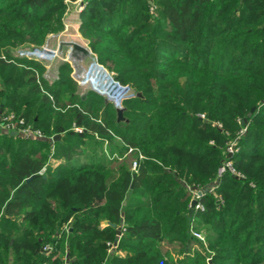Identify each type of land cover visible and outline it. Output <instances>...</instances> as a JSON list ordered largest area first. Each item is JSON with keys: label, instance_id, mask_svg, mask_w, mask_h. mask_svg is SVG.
I'll list each match as a JSON object with an SVG mask.
<instances>
[{"label": "trees", "instance_id": "1", "mask_svg": "<svg viewBox=\"0 0 264 264\" xmlns=\"http://www.w3.org/2000/svg\"><path fill=\"white\" fill-rule=\"evenodd\" d=\"M65 1L0 0L1 114L24 127L25 107L48 108L31 126L48 120L46 148L8 156L19 136L0 132V264H264V0H85L92 58L136 91L121 119L94 91L75 102L68 75L49 84L34 59L8 61L7 47L62 27ZM22 85L35 102L20 100ZM224 159L239 176H217ZM184 182L202 209L190 212ZM184 217L207 225L205 244L186 238L194 253L172 251Z\"/></svg>", "mask_w": 264, "mask_h": 264}, {"label": "rangeland", "instance_id": "2", "mask_svg": "<svg viewBox=\"0 0 264 264\" xmlns=\"http://www.w3.org/2000/svg\"><path fill=\"white\" fill-rule=\"evenodd\" d=\"M150 2V7L149 9L152 10L154 9L155 5L153 4V2L151 0H148ZM66 2V7L64 8L63 12H62V17H61V21H62V27L57 29L55 32H50L47 33L43 39V41L41 43L38 44H33V43H23L20 45H16V46H11V47H7L6 48V52L12 56L10 59L14 60L15 58H20L18 57L19 55H21L22 53H27L28 51H36L37 49H39V54L40 55H35L33 54L31 58H33L36 62H38L41 66L40 69V76H43L44 80H46L49 84L58 77V75L60 74H65L68 75L69 77L73 78V82L71 84V86H69L68 90H70V93L73 95V99L75 102H79V96H85L86 94H84L85 92L87 93L88 91H93L90 90V85L89 82H85L84 78L82 79V83L81 85H79L77 83V81H79L82 77V75H84L85 70L87 69L89 63L92 60V52L88 46L87 41L82 37L81 34V30H80V18L78 17V12H77V3L76 0L74 1H65ZM46 26V25H45ZM54 26V25H51ZM42 26H40L38 28V30H42ZM81 36V37H80ZM81 42L83 44H80L82 46H85L87 48V50L89 51L88 55H82L81 53L77 52L76 55H72V42ZM77 43V42H76ZM31 56V55H30ZM22 58H27V57H22ZM30 58V57H29ZM95 60V59H94ZM15 61V60H14ZM13 61V62H14ZM12 62V61H10ZM13 64V63H10ZM62 64H66V68H61ZM101 65V64H100ZM105 68V66H103ZM3 70V76L8 77L12 74V68L10 65H3L2 67ZM108 71V70H107ZM109 72V71H108ZM94 73L97 77H99V80L101 79V77H104L103 74L106 75L107 78H109L107 76V74L103 71L100 70L99 68H94ZM111 75L114 74V72L110 71L109 72ZM20 75V74H19ZM87 76V79H89L90 81H93V76L92 75H84V77ZM113 76V75H112ZM1 78V76H0ZM109 80V79H108ZM20 80L16 79V84L19 83ZM85 82V83H84ZM109 89L107 90V93L110 96L113 97H117L120 96V108L123 106L128 107L129 105L127 103L122 104L123 99H127V98H133L136 95V91L133 88H130L128 85H124L122 83H118L119 87L117 86H113L111 84V81L109 80L107 82ZM87 89V90H86ZM19 90H21V94H26L21 97V101L28 103L30 101H34V98L36 97L34 93L30 92L28 90V85H22L21 88H19ZM111 102V101H110ZM112 104V102H111ZM113 105V104H112ZM24 106V104L22 106L19 107V109L17 110L18 112H21L22 107ZM99 106H103V104H99L96 103L94 104L93 110H96L97 107ZM27 109L28 112V121L25 127H29L31 128L32 124H33V120L34 119H38L40 120H44L46 118V114L48 111V108L46 106H39L36 103H32L31 105H29L28 107H25ZM107 110L109 112V118H113V112L111 111V107L107 106ZM115 108V107H114ZM116 109V108H115ZM16 116H19L18 114L13 113ZM201 117H203V114H200ZM12 122H15L16 119H12ZM48 123V120H45L42 124L38 123V125L36 126V129H38L40 132H42L41 130L43 129H47L45 128L46 125ZM14 124V123H13ZM69 126L72 127L71 123H68ZM66 124V126H68ZM111 126L114 128V125L111 124ZM1 127L2 125H0V131H1ZM51 127L48 128V130L46 132L52 131L50 130ZM15 131V135L19 136L17 138V140H13L12 142H6L5 144H3V151L4 150H8V156H12L14 155L16 152L22 151V149L24 150H32L34 147L35 148H46V145H44V143L42 144L41 142H38V140H42V137H38L34 134L30 135H24L21 134L20 130H18V127H14ZM76 129V128H75ZM33 130V129H32ZM48 134V133H46ZM64 135V134H63ZM24 137V138H22ZM27 137V139H25ZM75 137V136H74ZM73 137V138H74ZM8 143H10V145H7ZM235 140H230V142L228 143V145H234ZM7 145V146H6ZM51 165L55 166V164L59 163L58 159H51ZM236 169V168H235ZM237 171V170H236ZM239 172V171H238ZM184 184V188L185 190H187V193H189L188 190H198L197 188L188 185L187 183H183ZM193 223H191V221L189 220V218H183L181 220V222H179L178 224H176L172 230H171V234L173 236H176L177 239L180 242H183L185 246L182 245H178L177 243H174L176 246L175 248L172 247V251H179L182 250V252L189 247L188 249L190 250L191 253H194L196 251H198L199 249L201 250V247L199 246V243H188L186 244V238L189 236H194L192 233V230H198L201 233H203L205 235L206 231H207V225H202L199 227V229H195L193 228L194 225H192ZM194 239V238H193ZM62 246V245H61ZM187 246V247H186ZM9 252L11 253L10 257L13 256L12 251L9 249ZM178 256H180V254H178ZM12 258H10V260L8 262H6L5 264H11L12 262Z\"/></svg>", "mask_w": 264, "mask_h": 264}, {"label": "built area", "instance_id": "3", "mask_svg": "<svg viewBox=\"0 0 264 264\" xmlns=\"http://www.w3.org/2000/svg\"><path fill=\"white\" fill-rule=\"evenodd\" d=\"M76 3H77V12H79L85 3V0H76ZM38 52H39V49H37L36 51L35 50L31 51V52L28 51L25 54L22 53L18 57H20V58L21 57H27L28 59H33V58H31L33 54L40 55ZM8 61H14V60L8 59ZM94 68H99L100 70H103L107 74V76L109 77L111 84L113 86L119 87L118 82L107 71V69L104 68L102 65L98 64L93 58H92L91 62L89 63L87 69L85 70L84 75L87 74V75H92L95 77ZM84 75H82L81 79L79 81H77V83L79 85H81L82 79L84 78ZM87 85L91 86L90 90H93L94 92L98 93L99 95H102L103 97H105L106 100L111 101L115 108H120V106H119L120 100H121L120 96H117L115 98L113 96L108 95V93L105 92L106 89L103 88L104 84L101 80H95V82L93 84H87ZM13 118L16 119L15 122L11 121ZM22 123H23V118L21 116H16L12 112H9L7 114H1V111H0V125H2L0 132H3V133L14 132L15 133L16 130L14 129V127H18V130H20L21 134L30 135V136H31V134H34L38 137H43L42 133L38 129L32 130V128H29V127H25V126L21 127L20 124H22ZM225 150H226L228 155H231L234 152V150H236V149H235L234 145L229 144L225 147ZM134 167H135V162L133 163V168ZM225 172H229L230 174L236 175V176L240 175V173L238 171H236L235 167L233 166L231 161H229L228 159H224V161L218 166L217 176L220 177ZM213 188H214V186L211 185V187H209L206 191H211V190H213ZM188 191L191 195L190 201L192 199L196 200V203L194 205L193 210L194 209H202V205L198 201V197L203 193L202 190L201 189H198V190L194 189V190H188ZM199 191H200V194H198ZM189 207H190V204H189ZM192 232H193L192 234L194 235L195 238H197L199 241H201L203 244H205V235L203 233H201L198 230H192ZM109 246H110V244H109ZM51 248H52L51 245H44L42 247V249L45 251H50Z\"/></svg>", "mask_w": 264, "mask_h": 264}, {"label": "water", "instance_id": "4", "mask_svg": "<svg viewBox=\"0 0 264 264\" xmlns=\"http://www.w3.org/2000/svg\"><path fill=\"white\" fill-rule=\"evenodd\" d=\"M79 52L81 53L82 55H88L89 54V51L87 50V48L85 46H82L76 42H72V55H76V53ZM254 110V107H251L250 110L248 111V116L251 114V112ZM117 115H118V119H121L122 116H121V108H117ZM246 119L244 118L243 121H245ZM12 134L14 132H11ZM58 135L54 136V138H57ZM230 156V155H229ZM224 160H222L223 162ZM29 178H27L26 180H28ZM198 194H200V191L198 192ZM196 203V200L195 199H192L190 201V207H189V210L190 212L193 211V208H194V205ZM114 226V224H112ZM116 234L117 235H120L121 234V227L118 226L116 227ZM66 259H68V253H66Z\"/></svg>", "mask_w": 264, "mask_h": 264}, {"label": "crops", "instance_id": "5", "mask_svg": "<svg viewBox=\"0 0 264 264\" xmlns=\"http://www.w3.org/2000/svg\"><path fill=\"white\" fill-rule=\"evenodd\" d=\"M80 37H81V36H80ZM76 42H77V43H80V44H83V43L78 42V41H76ZM103 76H104V77H101L100 80L103 82V84H104V85H103V88L106 89L105 92L107 93V90L109 89V86H108V84H107V82L109 81V80H108L109 78H107L105 74H103ZM95 80H97L96 75H95V77L93 76V81H90L89 79H87V76L84 77V81H85V82H89V84H93V83L95 82ZM98 80H99V77H98ZM85 82H84V83H85ZM85 94H86V93H85ZM108 95H109V94H108ZM82 97H84V96H82ZM68 261H69V260L66 259V253H65V263H67Z\"/></svg>", "mask_w": 264, "mask_h": 264}]
</instances>
